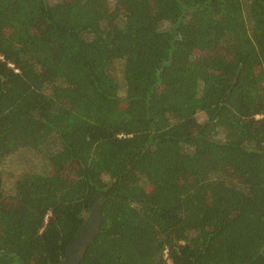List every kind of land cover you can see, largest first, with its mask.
<instances>
[{
	"label": "trees",
	"instance_id": "16d2710c",
	"mask_svg": "<svg viewBox=\"0 0 264 264\" xmlns=\"http://www.w3.org/2000/svg\"><path fill=\"white\" fill-rule=\"evenodd\" d=\"M20 153L0 264H264V0H0Z\"/></svg>",
	"mask_w": 264,
	"mask_h": 264
},
{
	"label": "rangeland",
	"instance_id": "374dc122",
	"mask_svg": "<svg viewBox=\"0 0 264 264\" xmlns=\"http://www.w3.org/2000/svg\"><path fill=\"white\" fill-rule=\"evenodd\" d=\"M120 66H116L115 69V77L120 80ZM120 97L123 96V91L119 93ZM196 123H203L205 121V117L203 114H198L195 118ZM36 156L30 153H20L19 155H13L6 158L1 165V173L3 176L4 189L8 192L10 189V183L13 179L19 176L22 170L28 169L30 171H34L37 168H40L43 165V161L41 159L35 158ZM91 217L90 222L93 224L96 223L97 217H93L91 214L85 215V221H88ZM166 264H169L168 262Z\"/></svg>",
	"mask_w": 264,
	"mask_h": 264
},
{
	"label": "flooded vegetation",
	"instance_id": "af4514ba",
	"mask_svg": "<svg viewBox=\"0 0 264 264\" xmlns=\"http://www.w3.org/2000/svg\"><path fill=\"white\" fill-rule=\"evenodd\" d=\"M95 232L96 226L93 222L85 224V227H83L80 231V235H77L75 240L69 246L65 259L60 264H78L86 244Z\"/></svg>",
	"mask_w": 264,
	"mask_h": 264
}]
</instances>
